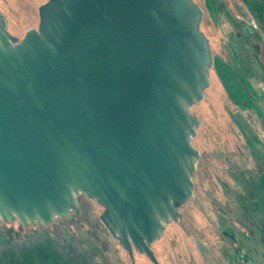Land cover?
<instances>
[{
  "label": "water",
  "instance_id": "1",
  "mask_svg": "<svg viewBox=\"0 0 264 264\" xmlns=\"http://www.w3.org/2000/svg\"><path fill=\"white\" fill-rule=\"evenodd\" d=\"M201 15L193 0H47L19 39L0 12V221L48 225L81 194L157 264L151 244L193 196L200 157Z\"/></svg>",
  "mask_w": 264,
  "mask_h": 264
},
{
  "label": "rangeland",
  "instance_id": "2",
  "mask_svg": "<svg viewBox=\"0 0 264 264\" xmlns=\"http://www.w3.org/2000/svg\"><path fill=\"white\" fill-rule=\"evenodd\" d=\"M46 1L0 0L7 30L21 39L27 30L37 28L38 7ZM193 1L202 9L200 29L211 53L209 85L191 106L198 119L191 143L200 157L192 175L193 196L178 208V220L166 224L151 250L157 264H264L259 231L252 229L253 220L244 216L245 209L253 216L256 212L250 201L243 200L240 185L241 174L252 165V133L245 117L249 109L253 115L263 114L257 102L264 103V35L260 34L256 44H245L240 27L230 21L217 0ZM223 3L235 20L257 24L243 0ZM247 89L257 102L250 103ZM258 179L253 189L257 214L264 221V176ZM77 204L78 213L57 217L48 225L0 221V243L23 242L45 234L64 248L78 242L96 263L155 264L137 251L131 257L118 244L101 223L103 208L96 201L79 194Z\"/></svg>",
  "mask_w": 264,
  "mask_h": 264
},
{
  "label": "trees",
  "instance_id": "3",
  "mask_svg": "<svg viewBox=\"0 0 264 264\" xmlns=\"http://www.w3.org/2000/svg\"><path fill=\"white\" fill-rule=\"evenodd\" d=\"M249 13L257 22V27L244 24L243 21L235 20L228 6L218 2L228 15L230 21L234 20L235 26L240 27L242 41L245 44H256L261 39L260 34L264 35V0H243ZM248 26L249 33L246 34L244 26ZM248 90V89H247ZM251 94L250 103L257 102L256 96ZM247 102V101H246ZM259 102V103H258ZM258 110L262 111L261 117L253 115V110L249 109L245 123L248 130L252 133L250 142V158L252 165L246 168L245 174H241L240 185L243 187L242 198L245 202H251L252 211L256 212L253 216L251 212L245 209V217L253 220L252 229H257L260 234V241L264 245V221L258 213V202L256 201L253 184L258 183V178L264 176V103L258 100ZM245 103V102H242ZM249 103V102H248ZM246 103V104H248ZM244 105V104H243ZM259 110V111H260ZM0 264H105L91 261L87 252L78 242L73 241L70 248H64L61 244L45 234L34 235L29 240L23 242H1L0 243Z\"/></svg>",
  "mask_w": 264,
  "mask_h": 264
},
{
  "label": "built area",
  "instance_id": "4",
  "mask_svg": "<svg viewBox=\"0 0 264 264\" xmlns=\"http://www.w3.org/2000/svg\"><path fill=\"white\" fill-rule=\"evenodd\" d=\"M218 2H226L227 0H217ZM251 25L254 27V28H258L257 27V24L252 20L251 21Z\"/></svg>",
  "mask_w": 264,
  "mask_h": 264
},
{
  "label": "flooded vegetation",
  "instance_id": "5",
  "mask_svg": "<svg viewBox=\"0 0 264 264\" xmlns=\"http://www.w3.org/2000/svg\"><path fill=\"white\" fill-rule=\"evenodd\" d=\"M92 200V199H91Z\"/></svg>",
  "mask_w": 264,
  "mask_h": 264
}]
</instances>
